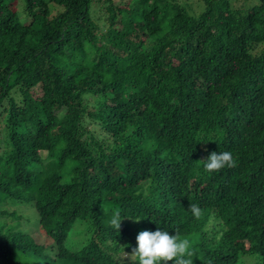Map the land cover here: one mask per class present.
Listing matches in <instances>:
<instances>
[{
  "label": "trees",
  "instance_id": "16d2710c",
  "mask_svg": "<svg viewBox=\"0 0 264 264\" xmlns=\"http://www.w3.org/2000/svg\"><path fill=\"white\" fill-rule=\"evenodd\" d=\"M261 45L264 0H0V206L33 202L56 249L6 221L0 264H134L158 228L197 239L194 264H264ZM220 151L234 166L205 171ZM83 220L96 234L70 250Z\"/></svg>",
  "mask_w": 264,
  "mask_h": 264
},
{
  "label": "rangeland",
  "instance_id": "374dc122",
  "mask_svg": "<svg viewBox=\"0 0 264 264\" xmlns=\"http://www.w3.org/2000/svg\"><path fill=\"white\" fill-rule=\"evenodd\" d=\"M117 4L120 6H126L129 4V0H115ZM178 2L186 7L188 11L193 15H199L204 9V0H178ZM233 7H247L249 8L253 4L259 2V0H230ZM52 15H58L62 9L55 4H51ZM94 17L97 20L101 29L105 30L106 25L104 24V20L101 19L103 16V12L96 7L94 8ZM99 19V20H98ZM264 50V45L258 47V51ZM46 156V154H43ZM1 211L7 212L8 216L6 218L0 219V225L4 226L7 221V228L11 229L18 233H28V235L32 238V240L40 245L45 246L46 252L55 256L56 249L55 243L52 239H50L45 231L42 229L40 224V217L35 209L34 203H30L27 200H12L8 199L3 201L0 206ZM126 224H129L126 222ZM131 229H135L137 227V223H130ZM2 230V227H1ZM97 228L95 224L89 220L78 221L74 227L72 232L66 241V246L73 251H77L82 249L86 244H88L93 236L96 234ZM189 239V237H183ZM190 246H193L198 242L197 239H189ZM193 257L194 260L202 259V253H197ZM18 260L22 264H32L34 262V257L30 255L24 256L22 253L17 255ZM127 259H130L126 257ZM244 264H254V260L251 258L245 259Z\"/></svg>",
  "mask_w": 264,
  "mask_h": 264
},
{
  "label": "clouds",
  "instance_id": "9594fccd",
  "mask_svg": "<svg viewBox=\"0 0 264 264\" xmlns=\"http://www.w3.org/2000/svg\"><path fill=\"white\" fill-rule=\"evenodd\" d=\"M205 171L213 172L225 167H233L235 159L232 152H212L206 161H203ZM190 210L194 216L199 217L201 209L198 205H191ZM124 218L115 213L110 224L119 231ZM137 247L132 253H126L134 264H194L195 249L191 248L187 238H179L171 234L167 228H158L155 232L142 231L137 236Z\"/></svg>",
  "mask_w": 264,
  "mask_h": 264
}]
</instances>
